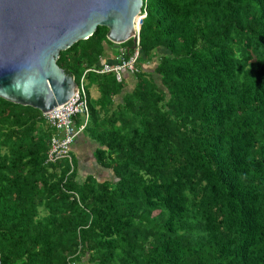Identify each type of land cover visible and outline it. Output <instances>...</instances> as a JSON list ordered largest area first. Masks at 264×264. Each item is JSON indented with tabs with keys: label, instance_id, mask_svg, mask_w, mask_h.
<instances>
[{
	"label": "trees",
	"instance_id": "1",
	"mask_svg": "<svg viewBox=\"0 0 264 264\" xmlns=\"http://www.w3.org/2000/svg\"><path fill=\"white\" fill-rule=\"evenodd\" d=\"M143 5L122 102V77L86 70L105 44L129 57L131 38L114 45L98 25L57 59L84 74V131L112 178L81 177L72 147L48 161L43 113L0 96L1 264H264V0Z\"/></svg>",
	"mask_w": 264,
	"mask_h": 264
},
{
	"label": "water",
	"instance_id": "2",
	"mask_svg": "<svg viewBox=\"0 0 264 264\" xmlns=\"http://www.w3.org/2000/svg\"><path fill=\"white\" fill-rule=\"evenodd\" d=\"M143 0H0V96L47 113L77 90L60 51L108 28L114 45L136 40ZM136 18L138 19L136 21ZM1 264V262H0Z\"/></svg>",
	"mask_w": 264,
	"mask_h": 264
},
{
	"label": "built area",
	"instance_id": "3",
	"mask_svg": "<svg viewBox=\"0 0 264 264\" xmlns=\"http://www.w3.org/2000/svg\"><path fill=\"white\" fill-rule=\"evenodd\" d=\"M146 14L145 6L142 4L138 18L143 19ZM133 48V52L129 57H126L127 48L120 46L113 64L105 63L100 67L88 68L86 72H112L118 80L121 79L123 70L135 73L137 71L136 63L140 53L139 30L137 28ZM43 115L47 123L55 130L54 135L50 139L47 160L54 162L62 158H67L71 161L72 144L77 136L86 128L90 115L84 74L80 79V83H78L77 90L72 96L63 104L56 106L47 113H43ZM79 116L81 117L80 122L75 124L74 118Z\"/></svg>",
	"mask_w": 264,
	"mask_h": 264
},
{
	"label": "crops",
	"instance_id": "4",
	"mask_svg": "<svg viewBox=\"0 0 264 264\" xmlns=\"http://www.w3.org/2000/svg\"><path fill=\"white\" fill-rule=\"evenodd\" d=\"M115 49V50H114ZM116 46L104 45L103 56L100 60V65L105 63L113 64L116 57ZM154 59L150 62L143 63V69L149 73H153L155 68ZM153 77L160 81L157 74H153ZM122 85L123 88L119 94L114 97V103L122 102L123 96L129 93L136 84V77L128 70L122 71ZM93 90V91H92ZM89 95L95 99L99 96V92L95 86L90 87ZM112 108V106H111ZM103 114V113H102ZM102 122V121H101ZM100 124V122H98ZM98 147V143L93 140L91 135L87 131L80 133L72 144V154L76 158L79 175L85 177L89 173L95 172L96 177L99 180H106L113 177V173L110 170L102 168L95 159L94 151Z\"/></svg>",
	"mask_w": 264,
	"mask_h": 264
},
{
	"label": "rangeland",
	"instance_id": "5",
	"mask_svg": "<svg viewBox=\"0 0 264 264\" xmlns=\"http://www.w3.org/2000/svg\"><path fill=\"white\" fill-rule=\"evenodd\" d=\"M115 50V49H114ZM86 82L87 81H85V84H86ZM86 88H87V84H86ZM88 90L90 91V88H88ZM93 91V90H92ZM113 106L115 105V104H112ZM81 117L79 116V119H80Z\"/></svg>",
	"mask_w": 264,
	"mask_h": 264
},
{
	"label": "bare ground",
	"instance_id": "6",
	"mask_svg": "<svg viewBox=\"0 0 264 264\" xmlns=\"http://www.w3.org/2000/svg\"><path fill=\"white\" fill-rule=\"evenodd\" d=\"M138 19L136 18V21H137Z\"/></svg>",
	"mask_w": 264,
	"mask_h": 264
}]
</instances>
